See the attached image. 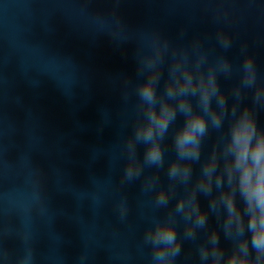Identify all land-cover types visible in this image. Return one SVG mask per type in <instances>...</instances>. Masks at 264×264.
Listing matches in <instances>:
<instances>
[{
    "label": "water",
    "instance_id": "obj_1",
    "mask_svg": "<svg viewBox=\"0 0 264 264\" xmlns=\"http://www.w3.org/2000/svg\"><path fill=\"white\" fill-rule=\"evenodd\" d=\"M236 2L243 15L233 47L226 54L238 64L240 40L247 39L258 68L264 72V13L246 7L261 0ZM114 3L0 0V228L8 224L20 229L27 219L36 264H147L150 257V249L142 243L150 197L142 193L140 180L122 189L130 205L126 224L118 222L112 208L118 192L106 193L99 218L89 197L95 189L94 180L119 183L124 167L120 142L131 131L136 116L137 98L132 89L139 78L133 59L135 41L118 47L107 33L89 23L97 10L111 16ZM198 3L200 0H119L116 12L130 30L157 28L174 42L187 43L199 34L216 54L220 51L214 45L216 25L207 13L192 7ZM56 60H71L77 69L71 96L65 95L55 75L45 68ZM123 76L129 79L127 90ZM219 80L227 90L236 77L220 76ZM259 119L264 122V110ZM182 121L178 114L177 123ZM216 135L210 131L202 156ZM143 151L144 146L138 145L141 159ZM174 155L169 142L166 159ZM25 157L42 169L44 211L33 207L6 215L9 197L27 201L32 195L22 164ZM199 171V164H194L193 178ZM159 175L166 185L165 170ZM199 200L202 207L209 202L203 194ZM210 221L215 223V217L210 216ZM203 235L201 230L197 243ZM221 240L226 243L223 235ZM8 244L13 252L20 249L18 240ZM83 251L87 258L82 261ZM177 264H199L196 243H184Z\"/></svg>",
    "mask_w": 264,
    "mask_h": 264
},
{
    "label": "clouds",
    "instance_id": "obj_2",
    "mask_svg": "<svg viewBox=\"0 0 264 264\" xmlns=\"http://www.w3.org/2000/svg\"><path fill=\"white\" fill-rule=\"evenodd\" d=\"M118 4L115 0L111 16L99 10L92 13L89 23L107 33L118 47L135 41L133 59L139 78L132 89L137 98L136 116L120 142L124 167L119 183L93 181L95 189L89 197L94 215L100 217L107 192H118L111 204L118 222L126 224L130 205L122 189L140 180L151 206L142 234L143 245L150 249L147 264H177L186 241L196 243L199 264H264V122L259 119L264 110V72L247 39L240 40L238 64L226 54L233 47L242 7L236 0H200L192 5L216 25L214 45L220 51L213 54L199 34L184 43L172 41L157 28L130 30L116 12ZM246 7L264 13V0ZM183 33L181 28V37ZM45 68L55 75L65 95L71 96L77 82L72 61H52ZM220 76H235L236 82L225 90ZM122 78L127 90L129 79ZM178 114L183 117L179 124ZM213 130L216 139L202 156ZM169 142L175 155L166 159ZM138 145L144 146L142 159ZM22 164L32 195L27 201L9 197L6 215L33 207L44 211L42 169L26 157ZM194 164L200 166L195 178ZM162 169L166 185L161 183ZM201 194L209 199L206 207L201 206ZM201 230L204 235L197 243ZM9 240H18L20 249L13 252ZM80 258L85 260L87 252H81ZM0 264H36L27 219L23 228L8 224L0 228Z\"/></svg>",
    "mask_w": 264,
    "mask_h": 264
}]
</instances>
